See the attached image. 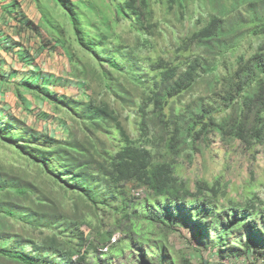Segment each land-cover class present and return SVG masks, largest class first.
<instances>
[{
	"label": "rangeland",
	"instance_id": "rangeland-1",
	"mask_svg": "<svg viewBox=\"0 0 264 264\" xmlns=\"http://www.w3.org/2000/svg\"><path fill=\"white\" fill-rule=\"evenodd\" d=\"M146 1L143 18L121 0H55L49 6L59 48L70 57L69 67L48 64L61 75L52 93L85 102L56 105L36 91L0 93V165L9 175H16L9 170L13 165L29 171L38 190L28 199L0 195V208L7 203L24 219L31 216L25 222L0 213V232L35 242L53 237L59 250L34 249L14 238L3 247L45 264H162L156 260L161 252L174 264H264V252L234 253L227 246L220 251L213 244L214 235L231 225L229 243L242 247L240 236L248 232L244 223L233 224L230 207L254 195L264 201V146H246L231 129L239 112L236 88L264 69V0ZM211 18L219 31L203 39L198 33ZM74 20L82 24L80 40ZM41 56L46 63L48 54ZM159 58L170 65L166 74L149 70ZM86 102L104 103L112 115L97 126L83 108ZM15 130L18 143L31 149L48 137L65 139L70 131L64 142L80 150L72 153L82 174L74 167L60 170L51 151L33 150L50 158L56 174H49L21 154L16 139L7 140ZM127 147L140 155L127 179L116 181L110 159ZM161 164L186 188L201 189L204 202L215 208L203 243L184 212L142 182ZM72 177L85 188L68 185ZM139 187L145 192L135 199L131 190ZM68 227L83 236L71 253L62 248L61 231ZM114 231L121 232L117 244L97 252Z\"/></svg>",
	"mask_w": 264,
	"mask_h": 264
},
{
	"label": "trees",
	"instance_id": "trees-1",
	"mask_svg": "<svg viewBox=\"0 0 264 264\" xmlns=\"http://www.w3.org/2000/svg\"><path fill=\"white\" fill-rule=\"evenodd\" d=\"M121 2L124 4V8L131 14L135 16L140 15L143 18L142 8L147 6L146 0H140L139 3H137V0H121ZM84 24L87 25V22ZM81 25L82 24L74 20V26L78 30L79 40L82 36L80 32L82 28ZM219 28L220 25L218 21L215 18H211L198 34L201 38L207 39L216 34ZM259 30L264 31V16L263 23ZM90 47L95 48L91 45ZM113 65L117 66L115 63H113ZM151 66L149 70L156 72L160 70L161 74H166L170 69V65L162 58L157 59ZM144 70L148 72L147 69ZM188 75L190 76L191 74ZM24 78L22 85L26 87L27 90L41 93L56 105H59V102L67 105H69L71 101L85 102L80 99L72 100L57 97L48 89V86H56L60 84V80H57L50 74L41 75L40 72H38V75H35L34 73H30L25 75ZM170 91L174 94L178 92V87H172ZM234 100H236L239 106L237 118L231 127L234 138L240 140L248 147L254 143L264 146V69H261L254 75L253 78L248 81L246 87L239 86L236 88ZM83 108L89 110V114L93 117L92 122H95L97 126H100L103 121L109 119V116L112 115V112L104 103L92 105V103L86 102L83 103ZM10 124L12 125V122H10ZM69 134L70 131L67 133L65 139L48 137L50 139L42 141L32 149L28 142L24 145L18 143L17 137H20V133L16 130L11 133V137L7 140L13 143L14 139H16L14 146L20 149L21 154H23L25 158L28 160H35L41 166L40 168L45 169L51 175H55L56 173L50 165V158L48 156H38L33 150H38L39 154H44L46 152L49 154L51 151V156L56 160L55 163L59 164L60 170H72L73 167L76 170H80L78 157L72 153H79L80 150L71 146L70 142H64L68 139ZM139 155L140 153L138 151L127 147L119 152L116 157L110 159V165L116 181L127 179L129 170L137 162ZM3 169V166L0 165V195L9 197L15 196L17 199L22 197L28 199L31 196H37L38 190L28 177L29 171H25L13 165L9 170L14 171L16 175H9L7 172H4ZM80 174H82L81 170ZM66 182L68 185L72 184L71 186H76L79 189L84 187L82 180L77 177H74V179L73 177L67 179ZM142 182L146 184V187L149 188L152 194L155 196H162L168 204L173 206L175 211H183L185 216L189 219V222L193 224V228L196 229V236L200 238L202 243L204 242V237L202 235L207 237L206 228H212L211 222L215 213V208L204 202L201 189L194 192L186 188L181 181L177 180L176 176H173L171 167L165 164L153 167L149 176L143 179ZM211 190L215 195L218 193L216 187ZM86 194L95 202L92 194L88 192H86ZM15 206L18 208L17 203ZM230 209L232 210L233 224L239 225L244 223L248 235H246L244 239L240 236V242L242 241L243 243L242 247L230 245L228 233L233 230L230 225L224 228L219 234L214 235L213 244L215 247L221 251L227 246L229 250L234 253H243L249 248H252L251 250L254 249V251L264 252V201L260 200L257 195H254L253 199L245 200L242 204L235 203ZM0 213L25 222H28L31 218L30 216V218L24 219L23 215L16 207L14 208L13 206L7 205V203L3 204L0 208ZM35 213L39 214L37 211ZM40 216L43 217L44 215L42 214ZM61 234L64 236L63 238H65V245L62 246L64 251L71 253L79 249L82 244L83 236L78 228L68 227L64 231H61ZM11 238H14L15 242L18 243L27 242L31 244V247L34 249H47L53 252L54 250H59L58 244H60V242L53 237L48 239L43 238L35 242L31 238H22L16 233L8 235L0 232V264H45L41 263V259H38L37 256H29L24 252L12 250L9 246L4 248V244H7ZM96 250L98 252V247ZM156 260L162 264H173L171 259L166 260L162 252L157 255Z\"/></svg>",
	"mask_w": 264,
	"mask_h": 264
},
{
	"label": "crops",
	"instance_id": "crops-1",
	"mask_svg": "<svg viewBox=\"0 0 264 264\" xmlns=\"http://www.w3.org/2000/svg\"><path fill=\"white\" fill-rule=\"evenodd\" d=\"M54 4L55 0H0V93L29 91L22 81L30 73L60 77L58 70L48 68V64L69 67L70 57L59 48L53 32H59L53 14L48 11ZM15 8L21 9V15L14 12ZM47 54L46 63L39 61V55Z\"/></svg>",
	"mask_w": 264,
	"mask_h": 264
},
{
	"label": "built area",
	"instance_id": "built-area-1",
	"mask_svg": "<svg viewBox=\"0 0 264 264\" xmlns=\"http://www.w3.org/2000/svg\"><path fill=\"white\" fill-rule=\"evenodd\" d=\"M144 192H145V189L142 187L135 188V189L131 190V196L138 199V198L143 196ZM120 238H121V232L120 231L112 232L108 236L107 240L104 243L99 245L98 252L102 253V254L108 252L111 247H113L114 245L117 244V242L120 240Z\"/></svg>",
	"mask_w": 264,
	"mask_h": 264
},
{
	"label": "clouds",
	"instance_id": "clouds-1",
	"mask_svg": "<svg viewBox=\"0 0 264 264\" xmlns=\"http://www.w3.org/2000/svg\"><path fill=\"white\" fill-rule=\"evenodd\" d=\"M69 1H75V0H69ZM15 10L17 11V12L14 11L15 13H19V14L21 13V9H16V8H15ZM20 15H21V14H20ZM15 18H16V16H15ZM17 22H19V20H18ZM19 23H20V22H19ZM52 86L56 87L55 85H50V86H48V89H49L51 92H54V90H56V89H53ZM52 90H53V91H52Z\"/></svg>",
	"mask_w": 264,
	"mask_h": 264
}]
</instances>
